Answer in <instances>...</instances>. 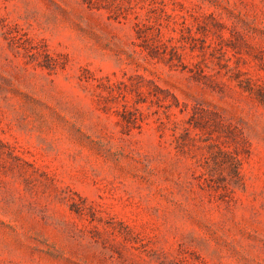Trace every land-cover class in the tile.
I'll use <instances>...</instances> for the list:
<instances>
[{
	"label": "rangeland",
	"instance_id": "1",
	"mask_svg": "<svg viewBox=\"0 0 264 264\" xmlns=\"http://www.w3.org/2000/svg\"><path fill=\"white\" fill-rule=\"evenodd\" d=\"M0 264H264V0H0Z\"/></svg>",
	"mask_w": 264,
	"mask_h": 264
}]
</instances>
